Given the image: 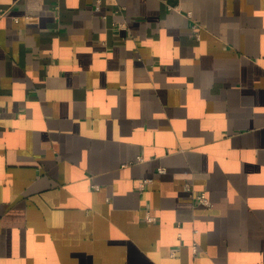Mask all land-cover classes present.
<instances>
[{"label": "crops", "instance_id": "1", "mask_svg": "<svg viewBox=\"0 0 264 264\" xmlns=\"http://www.w3.org/2000/svg\"><path fill=\"white\" fill-rule=\"evenodd\" d=\"M0 264H264V0H0Z\"/></svg>", "mask_w": 264, "mask_h": 264}, {"label": "built area", "instance_id": "2", "mask_svg": "<svg viewBox=\"0 0 264 264\" xmlns=\"http://www.w3.org/2000/svg\"><path fill=\"white\" fill-rule=\"evenodd\" d=\"M118 1V0H116ZM100 2V1H99ZM96 9H99V4L98 6H96ZM196 28V25L194 26ZM165 169L164 168H160L159 172H164ZM152 180L147 178V179H143L142 181L139 182L138 184V191L139 192H144L146 189L147 184H149ZM186 189L187 191L191 194L192 199L194 200V202H196L197 204L206 206V207H211L212 203L211 201L208 199L207 195L205 192H195L191 186V184L187 183L186 184ZM147 222H152L155 220V218L150 214V212H147L146 214V219ZM195 251H196V247Z\"/></svg>", "mask_w": 264, "mask_h": 264}]
</instances>
